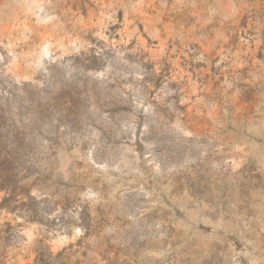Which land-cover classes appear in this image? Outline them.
Masks as SVG:
<instances>
[{
    "label": "rangeland",
    "instance_id": "1",
    "mask_svg": "<svg viewBox=\"0 0 264 264\" xmlns=\"http://www.w3.org/2000/svg\"><path fill=\"white\" fill-rule=\"evenodd\" d=\"M0 264H264V0H0Z\"/></svg>",
    "mask_w": 264,
    "mask_h": 264
}]
</instances>
